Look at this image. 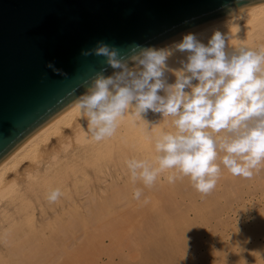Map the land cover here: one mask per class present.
<instances>
[{"label": "bare ground", "instance_id": "obj_1", "mask_svg": "<svg viewBox=\"0 0 264 264\" xmlns=\"http://www.w3.org/2000/svg\"><path fill=\"white\" fill-rule=\"evenodd\" d=\"M216 31L228 38L229 51L242 45L252 49L264 47V0L191 32L207 45ZM182 37L161 47L179 42ZM186 60V54L177 52L170 57L169 68L180 70ZM166 75L170 84L175 83L174 71ZM77 104L24 141L0 163V264H77L81 257H90L93 247L105 242L108 234L123 237L126 228L148 224L156 208L159 212H167L164 202L160 200L156 207L152 200L155 191L167 182L169 173H164L153 187L148 188L140 180L132 182L125 161L132 158L154 161L157 155L155 135L160 130L174 131L171 118L149 112L144 119L152 130L147 132L144 121L125 116L112 138L96 142L88 133L87 120L81 117ZM162 179L164 182L158 185ZM56 188L61 190L62 196L57 202L50 203L47 196ZM136 189L143 192L139 201L133 198ZM211 202L204 200V209ZM147 210H150V216L143 215ZM169 210L173 217L164 225L169 229V241H177V229L186 226L185 230H188L185 222L188 226L192 223L188 219L185 221L171 205ZM198 210V218H203V209ZM207 210L202 212L210 215ZM262 214L254 220L261 226L255 225L251 233L244 231L247 243L248 235L255 236L262 229ZM241 250L240 253L245 251ZM253 252L259 255L256 250ZM241 256L243 258V254L240 260Z\"/></svg>", "mask_w": 264, "mask_h": 264}, {"label": "clouds", "instance_id": "obj_2", "mask_svg": "<svg viewBox=\"0 0 264 264\" xmlns=\"http://www.w3.org/2000/svg\"><path fill=\"white\" fill-rule=\"evenodd\" d=\"M227 40L216 31L205 45L189 32L166 47L133 44L123 55L103 41L82 51L105 57L112 69L110 75L97 73L77 104L94 141L112 138L125 116L144 121L147 132L152 130L144 119L149 112L171 118L174 131L155 135L154 161H125L133 183L151 188L169 173V184L189 178L207 196L222 175L221 165L248 180L264 169V47L229 51ZM177 52L187 60L172 70L168 61ZM169 71L176 77L173 84ZM142 195L140 189L133 192L137 201ZM61 196L56 188L47 199L55 203Z\"/></svg>", "mask_w": 264, "mask_h": 264}, {"label": "water", "instance_id": "obj_3", "mask_svg": "<svg viewBox=\"0 0 264 264\" xmlns=\"http://www.w3.org/2000/svg\"><path fill=\"white\" fill-rule=\"evenodd\" d=\"M258 1L0 0V163L112 73L82 51L161 47Z\"/></svg>", "mask_w": 264, "mask_h": 264}, {"label": "rangeland", "instance_id": "obj_4", "mask_svg": "<svg viewBox=\"0 0 264 264\" xmlns=\"http://www.w3.org/2000/svg\"><path fill=\"white\" fill-rule=\"evenodd\" d=\"M221 167L222 172L224 171L223 175L215 190L207 196L193 190L195 188L189 178L188 180L184 178L186 183H183L184 180H177L174 184L164 182L162 179L158 185L163 182L164 184L155 191L152 204L158 207L161 202H164L167 212L164 210L159 212L156 208L157 211L153 212L148 224L126 228L123 230L126 232L123 233V237H111L112 234H108L109 237L107 235L108 238H104L103 245L93 247L90 257H81L77 264H243L247 260L246 264H257L259 260V264H264V238L262 239L264 224L256 234L257 237L248 235V243L244 239L246 231L251 233L255 227L256 217L261 218V214L264 213V169L248 180L233 176L222 165ZM177 188L181 189L176 191ZM187 189L195 192H188ZM204 200H212L209 206H205L212 217H210L211 214L202 212L205 211ZM169 205L174 207L177 214L181 213L185 221L188 219V222L194 223L193 226L192 224L188 226L185 222L188 230H185L186 226H183L185 223L181 225L183 230L177 229V241H169V229L167 225H164L165 221L168 222L173 217V214L169 212ZM198 209H203L201 211L203 218H198L200 215H198V212L200 213ZM143 213L144 216L148 214L150 216L151 212L147 210ZM200 218L203 221L199 220ZM259 224L258 222L257 225ZM249 228H251L250 231L247 230ZM240 237L242 241L239 240ZM254 243L256 244L253 245ZM241 248L245 251L241 250L240 253ZM247 249H249L248 253ZM254 250L259 255H254ZM241 254L243 258L241 256L240 260Z\"/></svg>", "mask_w": 264, "mask_h": 264}]
</instances>
